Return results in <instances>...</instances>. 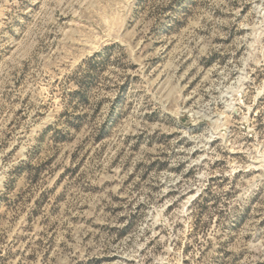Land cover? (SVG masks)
<instances>
[{
  "label": "rangeland",
  "instance_id": "rangeland-1",
  "mask_svg": "<svg viewBox=\"0 0 264 264\" xmlns=\"http://www.w3.org/2000/svg\"><path fill=\"white\" fill-rule=\"evenodd\" d=\"M0 264H264V0H0Z\"/></svg>",
  "mask_w": 264,
  "mask_h": 264
}]
</instances>
